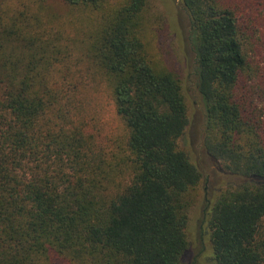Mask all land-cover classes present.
<instances>
[{
    "label": "trees",
    "instance_id": "16d2710c",
    "mask_svg": "<svg viewBox=\"0 0 264 264\" xmlns=\"http://www.w3.org/2000/svg\"><path fill=\"white\" fill-rule=\"evenodd\" d=\"M10 1L0 0V264H185L203 178L178 147L189 124L180 79L141 36L148 0H58L89 21L79 49L123 127L111 148L87 131L70 45L31 22L28 0ZM179 1L203 148L248 179L210 207L213 259L264 264V0Z\"/></svg>",
    "mask_w": 264,
    "mask_h": 264
},
{
    "label": "rangeland",
    "instance_id": "374dc122",
    "mask_svg": "<svg viewBox=\"0 0 264 264\" xmlns=\"http://www.w3.org/2000/svg\"><path fill=\"white\" fill-rule=\"evenodd\" d=\"M31 1L37 3L32 4ZM26 3L33 24L56 34L64 45L71 47L73 55L66 62L75 73L70 79L78 87L77 100L83 106L87 131L103 146H119L118 139L122 137L123 127L115 114L110 94L93 77L79 49L83 31L89 24L86 14L58 0H28ZM8 6L21 8V2L12 0ZM141 36L154 64L172 71L180 79L189 124L178 141V147L186 152L203 178L193 193V202L188 209L185 233L189 247L183 261L185 264H215L207 224L210 207L226 186L240 185L248 179L236 178L223 171L221 165L211 159L203 148L204 105L196 87L195 52L189 19L180 1L148 0L143 12ZM54 264L63 263L57 261Z\"/></svg>",
    "mask_w": 264,
    "mask_h": 264
}]
</instances>
